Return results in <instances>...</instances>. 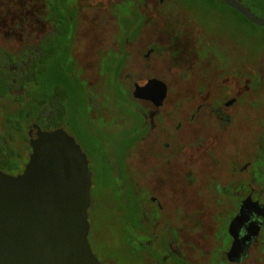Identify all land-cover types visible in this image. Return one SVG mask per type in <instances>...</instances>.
Returning <instances> with one entry per match:
<instances>
[{"label":"flooded vegetation","instance_id":"flooded-vegetation-1","mask_svg":"<svg viewBox=\"0 0 264 264\" xmlns=\"http://www.w3.org/2000/svg\"><path fill=\"white\" fill-rule=\"evenodd\" d=\"M97 1L0 0V127L6 114L33 104L38 58L43 54L44 66L54 58L74 96L46 86L40 119L26 122L27 162L33 125L62 129L80 148L81 142L107 145L113 175L138 209L139 264H264V111L254 108L264 110L263 89L247 93L245 80L228 83L220 73L212 83L206 67L202 80L193 69L197 59L187 73L164 75L158 25L163 12L175 9L171 0L110 3L117 17L112 14L115 26L104 47L101 32L86 30L102 6ZM169 53L171 65L183 61ZM245 61L230 69L264 77ZM153 79L166 86L159 106L134 97L136 86ZM222 88L218 104L208 103ZM108 121L122 133H108ZM248 133L254 135L244 147ZM139 167L144 175L136 176Z\"/></svg>","mask_w":264,"mask_h":264},{"label":"water","instance_id":"water-1","mask_svg":"<svg viewBox=\"0 0 264 264\" xmlns=\"http://www.w3.org/2000/svg\"><path fill=\"white\" fill-rule=\"evenodd\" d=\"M217 1L264 28V17L239 0ZM165 94L155 79L134 91L156 106ZM33 128L22 173L0 171V264H101L88 242L92 174L86 155L62 129Z\"/></svg>","mask_w":264,"mask_h":264},{"label":"rangeland","instance_id":"rangeland-1","mask_svg":"<svg viewBox=\"0 0 264 264\" xmlns=\"http://www.w3.org/2000/svg\"><path fill=\"white\" fill-rule=\"evenodd\" d=\"M114 2L117 3L118 0H98L97 3H102V6H98L97 10H95L97 11V17L95 18L96 22L91 20L92 25L86 28L87 31H91L92 29L93 32L95 29L101 32L99 36L102 39V45L104 47H109L111 41V34L108 33L109 30L107 31V29L115 26L112 14L117 17L115 13L117 7L110 6V3ZM182 8L176 7L175 9L169 10L167 13L163 12L161 21L158 25V28L162 27L160 33L163 36V74H176V76H179L183 73H187L191 70V65L194 64L197 59V66L193 69L195 70L194 73L202 80L204 78L200 74L202 72L201 68L206 67L210 70V72L206 74V78L210 79L212 83L215 82L214 79L220 73L222 74V79H226L228 83L234 79H238L241 84L242 80H245V84L242 85L247 93H255L263 89L259 94H264V77L260 76V74L248 73L246 76V72L244 71L230 69L231 65L234 63L233 61H237L235 62V64H237L238 60L246 62L245 60L248 59L249 62H254L256 65L250 68H256L264 75V28H252L249 24L236 21L238 17L224 9L221 13H217L216 10L211 11L208 18H203L200 14H197L195 17L191 12ZM217 8L218 10H222L219 5ZM253 10L259 14V16L264 17V5ZM162 11H164V8ZM89 16H91V14ZM101 39L99 40L101 41ZM172 39L174 42L169 50L167 49L169 43L167 44L166 42ZM97 41V34H95V38H91V42L95 46ZM220 49L225 51V53ZM170 51H172V56L183 59L178 66L171 65L168 61ZM250 59L253 61H250ZM99 63L98 68L102 66V61ZM95 70H97V68ZM176 78L178 79V77ZM173 80L174 85H177V80ZM185 83L188 87V83ZM102 88L101 86V89ZM222 92H224V89H219L217 98L212 96L207 102L218 104L219 94H222ZM240 108H242V110H248L245 106ZM254 108H258L260 113L264 111L262 108L257 107V105H254ZM242 112L245 118L249 119V117H251L250 111ZM114 115L116 116V114ZM118 120H120V118H118ZM108 122L109 123L106 125L108 133L109 131L112 133L113 130L115 135H120L122 133L123 130L121 128L117 125L113 127L112 121ZM101 123V120H98L95 124L99 127ZM248 135H250V137L247 138L249 142L245 141L244 147L246 145L249 146L254 134L251 136V134L248 133ZM235 142L239 146V140ZM80 144L82 151L87 155L89 169L92 174V207L88 210V215L94 225L91 233L89 232L88 235V242L92 253L101 264H104V261L107 259L112 264H134L130 259L131 257H128L126 252L122 250V242L126 243V241L124 240L125 236L120 232V215H117L114 210L116 202L113 199L108 183H106V171L102 169L101 155L108 154L111 151L107 145L99 144V149H97L95 145H88L84 142ZM244 147L242 148L244 149ZM132 158L136 160L135 156ZM137 166L138 164H136L135 167ZM135 173L136 176L142 173L141 168L139 167ZM142 175H144V173H142ZM127 191L130 192L129 189ZM131 241L133 243L128 244V247L135 248L136 240L131 239ZM127 260L128 262H126Z\"/></svg>","mask_w":264,"mask_h":264},{"label":"trees","instance_id":"trees-1","mask_svg":"<svg viewBox=\"0 0 264 264\" xmlns=\"http://www.w3.org/2000/svg\"><path fill=\"white\" fill-rule=\"evenodd\" d=\"M244 6L249 10L259 16L253 9L257 7H262L264 5V0H239ZM174 5V7L182 8L191 12L195 17L197 14L203 16V18H208L210 12L216 10L217 13L226 10L234 14L241 23L249 24L252 28H259L248 21H246L239 13L226 7L221 2L217 0H171L169 1V6ZM220 6L222 10H218L217 6ZM235 28L234 26H232ZM263 29V28H262ZM61 46L59 47V49ZM43 50V49H42ZM54 57V56H53ZM46 59L43 54L38 58L35 63V77H34V102L28 105V109H17L13 112L6 114L4 120L0 127V170L6 173H20L23 170L25 163L27 162V138L26 133V122L32 117L40 119L39 111L43 107L44 101L49 97L47 93V85H51L52 90L63 89L68 96H74L73 88H71V83L69 81L63 80L61 71L54 58L51 59L50 66H44ZM47 74V75H46ZM54 94V92L52 93ZM99 149V145H96ZM102 158V169H105V179L108 183L109 189L113 196L114 210L117 215H120V232L125 236V242L123 243L122 250L126 252L128 257L134 262V264L141 263V252L144 245L142 242L135 238L133 234L140 231L141 226L139 224V214L138 209L134 203L133 198H130V202L124 192V186L122 180H117L112 172V164L107 158V154L101 155ZM123 172V165L121 161L115 163ZM92 207V203L90 209ZM89 220V232L93 229V221ZM89 235V234H88ZM131 239L136 240V247L129 248L128 244H132ZM153 258H156L155 256ZM104 264H112L109 260H105ZM128 262V260L126 261Z\"/></svg>","mask_w":264,"mask_h":264}]
</instances>
